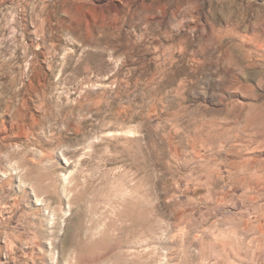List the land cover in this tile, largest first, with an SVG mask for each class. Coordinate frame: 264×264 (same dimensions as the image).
Wrapping results in <instances>:
<instances>
[{
    "label": "rangeland",
    "instance_id": "obj_1",
    "mask_svg": "<svg viewBox=\"0 0 264 264\" xmlns=\"http://www.w3.org/2000/svg\"><path fill=\"white\" fill-rule=\"evenodd\" d=\"M0 264H264V0H0Z\"/></svg>",
    "mask_w": 264,
    "mask_h": 264
}]
</instances>
